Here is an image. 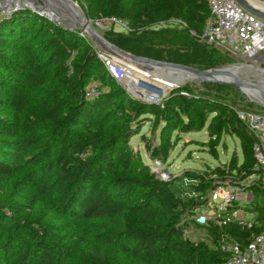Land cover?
Here are the masks:
<instances>
[{
  "label": "trees",
  "instance_id": "obj_1",
  "mask_svg": "<svg viewBox=\"0 0 264 264\" xmlns=\"http://www.w3.org/2000/svg\"><path fill=\"white\" fill-rule=\"evenodd\" d=\"M110 16L124 20L130 31L104 37L135 55L188 64L178 50L163 56L153 44L195 45L185 34L201 31L209 9L205 0H110ZM176 17L187 27L149 30ZM144 28V29H143ZM179 29V30H177ZM177 33L182 34L178 36ZM197 41V40H196ZM190 60L205 65L222 53L196 48ZM76 51L71 60L73 51ZM220 52V53H219ZM224 54V53H222ZM225 55V54H224ZM227 56V55H226ZM70 61V62H69ZM69 62V63H68ZM92 80L107 86L95 97H85ZM174 81V80H173ZM174 82H170L168 88ZM171 90L161 104L127 93L106 71L89 43L78 31L54 23L31 8H17L0 17V176L20 175L32 184L56 219L36 225L20 219L19 203L0 206V264H219L227 259L217 244L209 248L185 237L181 211L193 206L177 197L171 183L153 176L136 160L129 138L139 132L141 117H161L159 143L152 158L165 161L171 135L193 130L215 112L208 130L218 137L226 126L240 138L242 161L229 168L252 172L253 137L219 100L205 94ZM37 101L31 133H23L13 114L30 110ZM236 123V124H235ZM235 124V125H233ZM213 141H211L212 143ZM213 147V145H212ZM254 204L257 222L247 228L236 222L208 224L212 238L227 234L242 246L264 227V204ZM204 190L201 181L194 187ZM58 218L77 221L70 252L83 249L82 259L66 258L59 239Z\"/></svg>",
  "mask_w": 264,
  "mask_h": 264
},
{
  "label": "rangeland",
  "instance_id": "obj_2",
  "mask_svg": "<svg viewBox=\"0 0 264 264\" xmlns=\"http://www.w3.org/2000/svg\"><path fill=\"white\" fill-rule=\"evenodd\" d=\"M23 1H32V3L28 5L31 7L36 6L35 2H37V4L41 7L36 9L44 11V13L50 15L49 17L45 15L48 19L52 20L56 24L78 31L80 36L85 38V40L89 43L94 52L100 47V45L94 41L84 29H82L73 8L67 6L59 0H0V17L5 14H10V11H12L18 3L19 5L17 8L26 7L22 3ZM73 1L77 4L84 19L88 21L89 27L101 36L104 37V35L109 32L119 30L117 25L109 22L107 19L112 17L110 16V13H108L111 5L109 2L110 0ZM256 1L264 3V0ZM168 20L169 19L163 20L158 24L150 26L149 30L155 31L167 28L175 30L177 27L170 24ZM177 34L180 37L182 36L180 33ZM185 37L195 42V45L183 46L179 44L177 40V42L170 48H168L165 44H153L152 46L161 50L163 56H167L169 54L172 55V53L177 50L182 54L187 53V57H189L187 62L188 64L184 65L198 69H216L240 63L238 60H234L222 53L216 61L207 65H205V63L202 64L200 61L190 60V54L192 52H196V48L198 47L200 50L203 48L207 52H211L213 50L216 51V49L210 44L198 40L196 41L186 34ZM76 51L77 50L72 52L69 60L73 58ZM130 69H135L139 73H148L147 70H149L153 76L161 78L166 85L170 82L177 83L176 86L166 89L164 93L166 95L173 89L183 87L186 88V91H182L183 93L188 92L194 95L205 94L211 98L219 100V102L228 108L231 114L235 117L236 110L241 108L264 110L262 106L254 104L250 100V96H248L241 88L235 87L234 85H238V83H236L233 79L226 80L219 78L218 80H194L187 78L188 80H186L164 74L163 72L161 73V70L154 68L152 70V68H147L144 65L135 63H130ZM240 73V79L255 84L262 89V92H264V82L261 81L264 75L257 74L254 70L249 71L241 69ZM140 79L141 80L135 84V87H141V89L149 92L157 91V87L159 86L158 83L146 77H140ZM226 81H229L230 83H227ZM89 84H94L100 92L107 90V86L98 80H92ZM122 86L125 88L123 84ZM126 91L129 95L135 97L133 96L134 94H130L127 89ZM36 101V97H31V107L28 112L13 114V118L18 123L20 130L23 133H31L30 119L33 118L34 114H36V106H33ZM204 114L205 122L203 125L178 135H176V133L171 135L172 146L168 157L165 161H161V165H154L153 161L157 158H152L150 156L151 148L157 145L160 141L158 132L161 126V117L159 115H142L139 132L130 136L129 145L136 157V160L146 164L153 176L162 180L163 176L165 180L171 183V189L177 197L185 203L189 200L194 203L193 206L187 207L186 210L181 211L180 224H182L183 229L190 228L193 231L191 238L192 241L206 244L209 248H214L217 241L214 237L212 238L211 232L207 227V222H204V220L202 222H196L195 217L207 214L208 211V213L213 216L208 223L210 225H216V222H218V220L222 217V214L218 213L216 210H212V208L215 207L213 204H208V207H201L200 205L198 207V204L194 201L192 190L196 182L199 180L205 184V189L209 190L218 182L230 179L232 176V173L230 172L231 169L229 168L230 162L236 159L237 166L241 163L243 157L240 146V138L233 132V126H226L218 137H213L208 130V122L211 116L216 113L204 111ZM211 141L213 142L211 143ZM255 194L256 193H254L252 207H255L254 204H256V200H258V196H255ZM259 200V205H263L264 193L259 194ZM199 201H201V199H199ZM15 203H19L21 210H23L18 215L20 219L31 220L39 226L56 219V217L52 216L45 207L44 199L38 196L32 184L24 177L16 174L11 176H0V206H7ZM243 207H246L244 208V216L246 218H250L252 216L251 213L255 211V208L253 209L251 204H245ZM58 221L61 222L63 230L61 233L62 237L59 239L63 256L70 259L84 258L85 251L83 249L74 253L70 252L71 241L76 233L77 221L71 218H58ZM221 237L227 238L229 236L221 233L218 238Z\"/></svg>",
  "mask_w": 264,
  "mask_h": 264
},
{
  "label": "built area",
  "instance_id": "obj_3",
  "mask_svg": "<svg viewBox=\"0 0 264 264\" xmlns=\"http://www.w3.org/2000/svg\"><path fill=\"white\" fill-rule=\"evenodd\" d=\"M209 9V16L201 31L189 29V34L198 41L210 44L228 57L238 60L245 66L264 71V19L248 12L235 0H205ZM109 22L119 27L118 31L128 32L131 28L119 18L109 17ZM168 22L180 28L187 27L184 20L176 17L169 18ZM99 60L103 63L108 74L117 82L122 83L125 89L134 94L136 98L161 104L165 98L162 89L155 92L137 88L133 91L128 82L132 75L126 64L117 56L99 47L95 50ZM100 90L89 84L85 88V97L91 98L99 94ZM250 100L260 105L257 98L251 94ZM261 106V105H260ZM236 118L243 124L245 129L253 137L252 152L254 165L252 172L230 170V179L218 182L211 189L195 190L192 194L194 201L201 207L213 204L222 217L216 222L218 226L236 222L247 228H252L257 222L256 212L251 213L250 218L244 216L245 204L253 202L254 192L252 187L264 190V110L253 108H241L236 110ZM154 165H161L160 159H154ZM163 180L164 177L162 176ZM201 180L196 182L195 186ZM194 186V187H195ZM201 199V201H199ZM199 201V202H198ZM203 218L207 222L213 218L210 213L195 217V221ZM192 230L184 228L185 237L192 238ZM217 247L227 254V259L219 264H264V227L259 233L251 234L250 240L245 246L233 238L221 237L217 241Z\"/></svg>",
  "mask_w": 264,
  "mask_h": 264
},
{
  "label": "water",
  "instance_id": "obj_4",
  "mask_svg": "<svg viewBox=\"0 0 264 264\" xmlns=\"http://www.w3.org/2000/svg\"><path fill=\"white\" fill-rule=\"evenodd\" d=\"M63 3H67V5H69L70 7L74 8L75 10H77V14L76 17L79 21V23L81 24L82 29H84L89 36L96 41L101 48L105 49L106 51H108L109 53L117 56V57H122L128 61L137 63V64H141L144 66H154L156 68H159L160 70L164 71V70H173V71H180V72H187V73H191L197 76H201V80H218L219 78L217 77H207L208 75H213L212 74V70L213 69H198V68H193L184 64H180V63H175V62H168V61H162V60H157L154 58H150V57H145V56H140V55H135L131 52L125 51L121 48H119L118 46L114 45L113 43L109 42L107 39H105L103 36H101L100 34H98L96 31L92 30L89 25H88V21L84 19L83 15L81 14V11L79 10L77 4L73 1V0H59ZM241 7H243L245 10H247L248 12L254 14L255 16L264 19V10H261L255 6H253L252 4H249L248 2H246L245 0H235ZM19 2V1H18ZM25 1H23V5L26 7L31 8L34 11H38L39 14L41 15H46L47 17H49L50 15H48L47 13H44V11H39L37 9H39L41 6L39 4H37V2H35L34 7L28 6L26 3H24ZM34 4V3H33ZM18 5H15V8L12 9L13 12L17 9ZM37 8V9H36ZM236 65H244L243 63H239ZM233 66V65H230ZM227 83H230L229 81H226ZM237 84H231L234 85L235 87H239L241 88L247 95H253L254 94L251 92V88H255V84L248 82L247 84H241L240 82H236ZM249 84V85H248ZM176 86V85H174ZM249 89V90H248ZM157 90H160L159 87H157ZM255 97V96H254ZM259 104L264 108V92L263 93H258L256 95ZM211 135V134H210ZM200 222H202V219H199Z\"/></svg>",
  "mask_w": 264,
  "mask_h": 264
},
{
  "label": "bare ground",
  "instance_id": "obj_5",
  "mask_svg": "<svg viewBox=\"0 0 264 264\" xmlns=\"http://www.w3.org/2000/svg\"><path fill=\"white\" fill-rule=\"evenodd\" d=\"M245 1L248 2L249 4H252L253 6L261 9V10H264V3H262L261 1L260 2L256 1V0H245ZM24 3L29 5V4L32 3V1H30V2L25 1ZM65 4L67 5V3H65ZM17 5H19V3ZM67 6H69V5H67ZM73 10L77 14V10H75L74 8H73ZM118 58L126 64V66L129 68V71L132 73V75L128 78V82L130 84L131 89L134 92L138 90V89H136L135 84L139 80H141L140 77H146V78H149V79L155 81L156 83H158V85H159L158 87L160 89H162V92H165L166 89H168L169 83L166 85L165 82L161 78L153 76V74L150 73L149 70L146 69L148 71V73H139L135 69H130V63H134V62L128 61V60H126V59H124L122 57H118ZM135 64H137V63H135ZM146 67L147 68H152V70H153V68L160 70L159 68H156L154 66H146ZM241 69L242 70H249V71H253L254 70L255 72H257V74L264 75V71H261L259 69H255V68L252 69V67L245 66V65H233V66H226V67H220V68L213 69L212 70V74L213 75H208L207 77H217V78L226 79V80L233 79L236 82H240L241 84H247L248 81H245V80L239 78V73H240ZM162 72L164 74L172 75L173 77L175 76V77L183 78V79H186V80H188V79L201 80L202 79L201 76H197V75H194V74H191V73H187V72H180V71H173V70H164V71L161 70V73ZM261 81L264 82V77H263V79ZM169 82H170V80H169ZM174 85H176V84H174ZM250 90L254 94L255 98H257L256 95L258 93H263L261 91L262 89L260 87H258V86H256L253 89L251 88Z\"/></svg>",
  "mask_w": 264,
  "mask_h": 264
}]
</instances>
